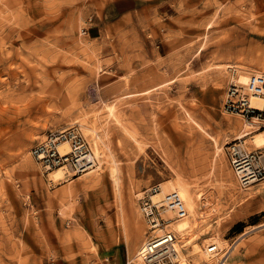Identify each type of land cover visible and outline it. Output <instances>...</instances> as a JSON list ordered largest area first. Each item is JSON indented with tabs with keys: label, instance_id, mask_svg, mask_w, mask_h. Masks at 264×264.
Wrapping results in <instances>:
<instances>
[{
	"label": "rangeland",
	"instance_id": "374dc122",
	"mask_svg": "<svg viewBox=\"0 0 264 264\" xmlns=\"http://www.w3.org/2000/svg\"><path fill=\"white\" fill-rule=\"evenodd\" d=\"M232 69L264 73V0H0V264H143L138 198L178 181L180 260L236 242L224 264H264V179L241 189L226 156L264 121L222 113ZM72 125L98 165L53 182L30 150Z\"/></svg>",
	"mask_w": 264,
	"mask_h": 264
},
{
	"label": "built area",
	"instance_id": "2783aa9c",
	"mask_svg": "<svg viewBox=\"0 0 264 264\" xmlns=\"http://www.w3.org/2000/svg\"><path fill=\"white\" fill-rule=\"evenodd\" d=\"M252 97L264 101V74L250 73L243 85L229 78L221 104L222 113L237 114L244 120L261 124L264 121V106L257 108L252 105ZM64 143L68 146L67 151L61 149ZM30 154L46 175L52 169L61 168L64 176L75 177L94 170L98 165L78 125L48 130L43 141L31 148ZM226 156L241 189L245 190L264 179V146L247 150L243 142L234 141L228 144ZM160 192L159 184H154L138 198L139 211L151 234L141 244L137 258L143 264H180L179 242L169 222L185 218L186 207L176 191H168L159 201H154L152 197ZM165 210L173 214L169 220L161 215ZM157 228L159 232L155 231ZM225 253L226 250L220 249L216 243L208 244L207 254L219 256L218 261L225 258Z\"/></svg>",
	"mask_w": 264,
	"mask_h": 264
},
{
	"label": "bare ground",
	"instance_id": "6f19581e",
	"mask_svg": "<svg viewBox=\"0 0 264 264\" xmlns=\"http://www.w3.org/2000/svg\"><path fill=\"white\" fill-rule=\"evenodd\" d=\"M230 68H232L230 65H228V66H226V69L228 70V69H230ZM254 71H256V70H254ZM255 73H261V74H264V73H262L261 71H256ZM247 77H248V75L247 76H241V79L238 77V75H237V73H236V70L235 69H232L231 70V74H230V78H233V80L237 83V84H245V82L247 81ZM242 80V81H241ZM251 104L252 105H254L255 107H257V108H262L263 107V105H264V101L261 99V98H259V97H252L251 98ZM111 111V114H114V113H112V110H110ZM246 125H248V126H250V125H252V122H247V124ZM245 128H246V126H245ZM254 136V135H253ZM251 140V139H250ZM252 143H253V145L255 146V147H261V146H264V131H261V132H259V133H256V135L254 136V138L252 139ZM93 152H94V154H93V156L95 157V159H96V156L98 155V153H99V151H98V147H97V145L96 144H94L93 143ZM61 149L63 150V151H67L68 150V146H67V144L66 143H64L62 146H61ZM92 152V153H93ZM97 160V159H96ZM97 163H98V161H97ZM111 168H114V167H111ZM115 169V168H114ZM112 170L111 171V176H113L112 178H114V181H115V185L117 184V177L113 174V171L115 172V170ZM53 171L52 172H49V174H48V179L49 180H51V181H53V182H56V181H58V180H61V179H63V177H64V171H63V169H61V168H55V170L54 169H52ZM93 171V170H92ZM90 172V171H89ZM88 173V172H87ZM116 173V172H115ZM85 174V173H84ZM165 188H166V190H170V189H175V190H171V191H176L178 194H179V196L182 198V200L184 201V204H185V207H186V211H187V213H190V212H192L193 210H194V206H195V200H194V198L189 194V192H188V190H187V187H186V185L182 182V181H178L177 183H176V185L174 184H171V185H166L165 186ZM165 188H164V190H165ZM164 190H163V192L161 191L160 193H158V194H156V195H154L153 197H152V199L154 200V201H159L160 199H161V197H162V195L164 194V193H166V192H164ZM168 192V191H167ZM166 211V210H165ZM168 212H170V211H168ZM171 213V212H170ZM163 216H164V213H163ZM166 219V218H165ZM167 220V219H166ZM176 230L177 231H179V232H181V231H183L184 229H185V227H186V221L185 220H181V221H179L177 224H176ZM158 232H159V230H158ZM176 232V231H175ZM245 234V233H244ZM243 235V234H242ZM242 235H240L239 237H241ZM147 239H148V236H147ZM191 239H193V238H190V240ZM239 239V238H238ZM237 239V240H238ZM188 240V239H187ZM236 240V241H237ZM189 242V241H188ZM187 243V242H186ZM217 245V244H216ZM236 245V242L234 243H232L231 245H229V248L226 250V253H225V255H224V257L225 258H223V259H221L220 261H218L216 264H224V262H225V260H226V258H227V255L229 254V252L233 249V247ZM208 247V246H207ZM207 247H206V249H204V250H198V251H196V254H198L199 256L198 257H200V258H203V259H205L206 261H209V260H211V257L213 256V255H208L207 254ZM215 256V255H214ZM183 261H184V263H183ZM180 264H189V261H188V263L185 261V260H180Z\"/></svg>",
	"mask_w": 264,
	"mask_h": 264
},
{
	"label": "crops",
	"instance_id": "0c3cea01",
	"mask_svg": "<svg viewBox=\"0 0 264 264\" xmlns=\"http://www.w3.org/2000/svg\"><path fill=\"white\" fill-rule=\"evenodd\" d=\"M111 257L113 258L115 264H122L124 261L128 264V253H126L123 248L114 249ZM50 264L54 263L51 262Z\"/></svg>",
	"mask_w": 264,
	"mask_h": 264
}]
</instances>
